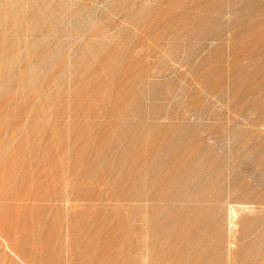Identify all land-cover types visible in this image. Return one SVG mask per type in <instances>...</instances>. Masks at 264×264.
I'll use <instances>...</instances> for the list:
<instances>
[{
    "label": "rangeland",
    "instance_id": "rangeland-1",
    "mask_svg": "<svg viewBox=\"0 0 264 264\" xmlns=\"http://www.w3.org/2000/svg\"><path fill=\"white\" fill-rule=\"evenodd\" d=\"M0 264H264V0H0Z\"/></svg>",
    "mask_w": 264,
    "mask_h": 264
}]
</instances>
